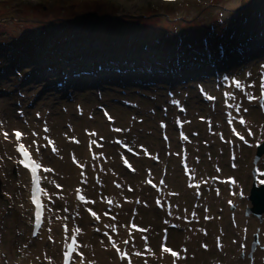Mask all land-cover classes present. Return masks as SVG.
I'll return each mask as SVG.
<instances>
[{"label":"rangeland","instance_id":"374dc122","mask_svg":"<svg viewBox=\"0 0 264 264\" xmlns=\"http://www.w3.org/2000/svg\"><path fill=\"white\" fill-rule=\"evenodd\" d=\"M135 3L152 12L148 13L141 8L145 15L137 16L142 12L141 9H134ZM114 4L115 7H113ZM111 8L114 10L112 11ZM263 35L264 0H182L174 6L161 4L158 0H46V2L44 0H0V126L8 133V139L0 146V160L3 165L0 191L6 193V197L0 196V262L11 264L18 251L25 249L22 242L29 243L28 230L24 228V235L21 233L23 227L29 228L30 214L26 208V185L25 182L17 179L18 172L14 165V156L10 152L9 135L13 129L24 131L27 143L36 151L39 149V155L46 169L52 170V161L61 163L64 177L58 180L55 177L57 181L52 183V192L46 186L52 198L46 223L48 228L43 231L42 237L37 242L42 245L31 246L36 254L32 255L33 258L27 263L48 264L42 252L49 250L52 246L50 240L58 238V224L65 221L53 219V213L62 215L64 210H69L70 194L72 188L77 185L76 177L80 171L86 172L80 165L92 160L89 156L90 151L95 150L94 144H97L105 154L104 157L100 156V161L97 158L96 166L100 177L106 175L103 178L106 181L113 177L110 183L114 187L117 184L113 182L123 180V184L128 186V192L133 188L132 184L136 182H141L140 187L143 188V170L133 164L134 171L130 169L119 171L118 166L126 168V165L118 159L120 154H117L120 147L116 137L121 134L103 133V128L98 127L97 124L103 125V122L108 121L109 124L104 126L105 129H109L110 125L116 122L121 124V121H117V117L121 120L118 116L120 112L122 119L127 123L132 118L137 120L133 121V125H139L136 126V131L139 132V127L143 124L141 115L149 116L151 119H148L150 123L147 125V132L150 134L144 139L142 136L138 137L139 142L143 140V144L140 143V145L143 149L160 150L158 156L153 157H157V161L165 164L167 159L173 164L175 163L173 155L169 159L165 156L168 154L163 152L166 148L175 151L177 147L174 139L175 132L168 117L172 114L176 103H183L187 111L185 119L191 118L192 115L194 127L197 129L196 137L201 138L204 132L211 135L209 146H198L194 150L188 146V154L194 151L190 154L194 164L205 165L206 173L210 172L208 185L211 188L212 203L205 200L202 203L209 211L214 212L215 218L211 222V227L216 233L217 225L225 223V220L228 221V237L231 235L232 238H236L234 235L236 228L232 229L235 224L232 225L230 221L239 218L237 220L239 225L242 223L248 225L247 228L252 227L248 232L245 246L238 248L236 252L234 246L230 251L235 254V259L246 257L247 264H252L251 259L254 253L264 248L260 240L262 233L260 226L264 223V214L260 219L252 214L245 216L244 209L250 206L247 195L251 182V158L255 145L263 140L264 129L253 143L251 151L248 150L246 156L237 159L238 175H232L229 170L222 172L217 170L219 168L212 169L207 159L214 158L215 163H219L222 169L228 166L231 168L232 164L230 161H225V147L221 146L218 149L211 142L224 139L226 134L222 125V102L211 104L210 112L203 115L205 112L202 109L207 105L202 100L200 90L214 97L212 70H216L219 62L224 63L227 59L234 64L236 60L235 65L238 66L241 57L247 53L250 54V60H256L258 40H261L260 37ZM201 40L204 41L205 47H195ZM220 46L223 49L218 54ZM261 47L264 48L263 45ZM200 52L203 53L202 58ZM243 52H245L244 55ZM204 58H212V61L204 62ZM112 65L121 70H117V73L111 72L109 69L116 68ZM135 69L138 71L130 72ZM235 74L239 75V73ZM175 78L180 79L172 83V79ZM249 78H243L246 85L250 80L254 81V84L257 83L258 78L262 76L256 74L253 79ZM91 83H94L93 87ZM97 86L100 92L98 96L94 89ZM62 87L65 89L57 90ZM34 90L37 94L23 101L25 97L23 98L20 94ZM71 90L74 93L70 95ZM100 99L103 100L99 101ZM38 102L40 105L45 103L50 110V115L54 114L58 117L61 132L67 129L65 123L67 114L71 117L69 122L79 126L75 132L72 130L68 131L69 133L64 132L65 139L59 144L56 143L59 150L55 153H52L53 148L49 146L48 149L34 139L33 128L27 121L20 120L17 115L20 112L16 113L17 110L22 111L21 107H18L22 103L27 109H33L38 106ZM249 102L252 107H256L263 101L258 96L255 97L254 104V100ZM79 105L80 112L77 109ZM54 108H57L59 113L55 112ZM111 115L115 116L113 123L109 122L112 119ZM172 116H178L181 119V113ZM206 119L210 122L204 126ZM34 120L37 122V119ZM76 120L79 125L76 124ZM50 124L51 128L53 125L57 127L56 123L50 122ZM163 130L166 132L164 143L160 140L159 134ZM78 136L81 140H78ZM160 142L165 144V147ZM169 154L171 156V152ZM136 155L129 153L130 160L136 158ZM45 162L48 164L50 162V166ZM75 163L76 168L72 170ZM102 163L106 166L103 167ZM256 166L257 170L264 172L263 163L258 162ZM68 170L74 171L72 179L66 174ZM108 171L113 175H110ZM219 174H221L220 177ZM119 178L120 181L117 180ZM261 178L264 179V177ZM89 182H84L81 186L86 190L90 207L88 206L86 213L81 215L77 226L80 230L87 231V236H93V245L96 244L95 241L100 244L99 251L102 252L99 253H102L105 260L114 262L115 254L110 253L113 241L101 242L98 236L108 238V235L101 236L100 231L93 230L88 216L89 213L98 214L93 210L97 205L96 200L101 202L100 206H103L104 199L110 198L108 200L111 201L112 197L105 186L101 187L99 192L95 189L100 185V181L90 185ZM145 186L152 188L154 183L150 181L145 183ZM53 192L60 196L59 200L66 198L67 208L59 204L58 207H54ZM128 192L125 194L127 197L130 196ZM139 193L140 191H136L131 194L139 195ZM220 195L231 196L232 200L217 204L216 197ZM131 199L134 205L139 202L138 197ZM119 200L118 198L116 202L119 203ZM120 202L122 203L121 200ZM232 204L235 205L234 210L229 209ZM109 207L106 205V208ZM232 213L235 215L229 217ZM105 214L109 217L113 216L111 212ZM249 218L254 221V227L253 223L252 225L249 222L244 223ZM142 223L144 222L136 219L137 227ZM219 232L221 238L228 233L226 229L224 232L222 230ZM253 233H256L258 243L250 254L252 257L249 258V246ZM158 242L156 237L148 236L146 244L152 248L156 247ZM136 244H134L135 247ZM19 247L22 249L18 250ZM55 249L57 253L56 246ZM243 251H246L245 257ZM233 261L230 259L231 264H234Z\"/></svg>","mask_w":264,"mask_h":264},{"label":"bare ground","instance_id":"6f19581e","mask_svg":"<svg viewBox=\"0 0 264 264\" xmlns=\"http://www.w3.org/2000/svg\"><path fill=\"white\" fill-rule=\"evenodd\" d=\"M182 1V0H181ZM261 40H258L259 48L255 52V57H257L256 60H250L249 56L250 54L247 53L244 55L245 52H243V55L238 62V66H236V60L235 64L232 63L229 59H227L224 63L219 62V66L215 68L216 70H212V82L215 83V89H214V99H208L209 96L212 97V95L207 96L206 101L207 103H204L207 105V107L203 108L202 111L205 112L203 115L208 114L210 112V105L215 104L216 102H220L222 97L230 98L233 106L231 103H228L227 108H222V111L227 114L226 120L222 121L223 129L225 131L228 130V132L225 134L224 139L222 138L219 141H211L214 145V147L220 149L221 146L225 147L226 150V156L225 161L230 159L232 162H230V166L228 168L222 169L219 163H215V159H207L209 164H211L212 169L219 168L220 171L226 172L230 171L232 175H238V158H242L246 156L248 153V150L251 151L252 145L255 142V140L258 138L261 132H263L264 129V108L260 106L252 107L248 96L244 95H251L252 97H257L260 95V82L262 78H258L257 83L254 84V81L249 82L248 85H246V81H244L243 78H254V76L260 75L264 77V48L261 47V45L264 46V35L260 37ZM258 45V44H257ZM235 58V57H234ZM235 73H239V75H236ZM235 74V75H234ZM243 74L241 77L240 75ZM225 75L234 76L236 81H239L242 87L245 90V93L243 88L238 89L236 87H230L228 83V77L223 78ZM177 79H172V83L174 80L177 82ZM250 79V78H249ZM219 80H224V88L223 90H220L218 86ZM213 83V84H214ZM251 85V87H249ZM94 86V83H91V87ZM98 86L95 87L96 89L95 94L96 96L100 95V92L97 90ZM65 89L64 87L57 89L58 91H62ZM74 91H70V95L73 94ZM37 94V91L34 90L32 92L24 91L23 94L20 95L23 96V98L26 101L27 98L32 97ZM205 94V93H203ZM95 96V95H94ZM95 96V97H96ZM236 100V104H234V101ZM97 99V98H96ZM103 99H100L99 101H102ZM180 100V98H179ZM255 103V99H253ZM227 100H224L223 103H226ZM252 101V100H251ZM188 102V101H187ZM20 104V101L18 102ZM56 103L58 101L56 100ZM55 103V104H56ZM217 103V104H218ZM264 103V101L262 102ZM17 104V106L19 105ZM79 104V103H75ZM110 105V103H107ZM36 108L33 109H27L26 105L23 103L19 105L18 107H21V110H17L16 113L18 117H20V120L27 121L28 125L33 128L32 135L34 136V139L39 141V143H42L45 145L48 149L55 148L57 151L58 145L61 141L65 139L64 132H70L71 130L75 132V130L79 129V126H74L71 124L70 114H67L65 117V123H66V130L58 126V117L53 115H50V110L48 109V106L44 103L41 104L38 102ZM40 105V106H39ZM181 105H184L181 103ZM84 107V105H82ZM175 106V105H174ZM222 106V105H221ZM223 106H225L223 104ZM116 108V107H115ZM55 112L59 113V110L57 108H54ZM61 109V108H60ZM63 111L64 108L62 107ZM78 111H81L80 105L77 106ZM247 109V111H245ZM135 110V109H132ZM105 111V110H104ZM174 111V107H173ZM220 111V109H219ZM61 112V110H60ZM68 113V110H67ZM115 113V112H114ZM134 113V112H131ZM177 114L179 111L176 112ZM186 108L181 113V121L179 129L173 126V129L178 133L177 137H174L175 142L177 144L176 150L173 151L166 148V151L163 150L166 157L169 159L173 155L174 162L168 161L167 159L166 164L160 161H157L160 150L153 151L151 149L142 148L140 143L143 144V140L139 142V138L142 136L143 139L149 135L150 133L147 132V125H149V120L151 119L149 116L141 115V120L143 121V124L139 127V132H137L138 124L133 125V121H137L135 118H132L128 121H124L122 119V115L120 112L118 113V116L121 117V120L118 119L117 121H121V124L116 122L114 125L111 124L109 129H105V125L109 124L108 121L103 122V125L100 124L97 126L100 128H103V133H113V134H121L120 136L116 137V141L119 144L120 150H117V154H120L118 156V159L121 160V163L123 165H126V168H118L119 171H125L126 169H130L134 171L133 164L137 166L140 170H143L142 178H143V188L140 187L141 182L133 183V188L128 192V186L123 184V180L120 178L117 180H121L120 182H113L116 183L115 187L111 185L110 181L111 179H114L113 177L109 179L108 181L104 180L103 178L106 175H102L100 177L99 172H97V158L98 161H100V156L104 157V151L102 152L101 149L98 148L97 144H94L95 150L92 149L93 152L90 151V156L92 157V160L88 163L84 162L81 163V167L86 170L80 171V173L76 177V186L80 187L83 185L84 182L90 181L89 185L92 183H97L100 181V185L97 187L96 190L101 189V187L107 190V192L110 194V197H112V202H110V207H99L98 212L100 214L101 220L99 222V225H94V229H104L107 230V232L113 235V232H116L113 237V242L116 244L118 243V238L124 234V236L130 237L133 239L132 243L125 245H122L120 242L121 248H124L127 252V256L122 262H129L128 264H173V261L175 260V264H231L230 259H233L234 264H247L246 257L244 259H235V254L230 252L232 247L235 246V252L238 248L241 247V245H244L246 239L248 238V232L251 230L252 227H243V224L241 223V227H235L237 230L236 235L238 236V240L235 241L234 237L232 238L231 235H229V227L228 221L225 220V223H219L216 227V233H214V229L211 227V222L215 218L214 212L209 211L205 207V204L202 203V201H208L209 203H212L211 199V193H210V187L208 185V179H209V173H206V166L205 165H198L194 164L193 159L190 157V154H193L194 151H191L188 154V146L191 147L193 150L194 148L200 146V147H206L209 146L208 143H210L211 135L206 134L204 132L201 136V138L196 137L197 129L194 127V121H192V115L191 118L185 119L186 114ZM116 114V113H115ZM135 114V113H134ZM225 114V113H224ZM112 119L109 122L115 121V116L111 115ZM174 117V116H173ZM172 114L168 117L169 123L172 124L173 121ZM37 119V122H34ZM243 119L245 123H240V120ZM147 120V121H144ZM207 122L204 121V126L209 124V119H206ZM76 120V124L79 125V123ZM57 124V127L55 125L50 127L51 124ZM126 123V125H124ZM218 124V123H217ZM101 125L103 127H101ZM173 125V124H172ZM47 129V131H45ZM59 129V130H58ZM18 131V130H17ZM23 132L21 141H24L26 143L27 139H25V134ZM61 132V133H60ZM68 132V133H69ZM77 132V131H76ZM138 134V135H137ZM160 134V133H159ZM164 133H162L163 135ZM139 137V138H138ZM243 137V139H241ZM57 138V139H56ZM78 140H81V137H77ZM162 143L166 141V138L161 137L160 139ZM51 142V143H49ZM57 143V144H56ZM160 142V144H162ZM225 144V146H224ZM57 145V146H56ZM97 146V149H96ZM162 146L165 147V144H162ZM30 147V146H29ZM32 147V146H31ZM30 147V148H31ZM93 147V148H94ZM199 147V148H200ZM201 149V148H200ZM55 150V151H56ZM31 151L33 152V155L37 157L40 160V164L42 167L46 168L44 165L41 157L39 154H37V151L32 147ZM55 151L52 150V153H55ZM171 152V156L170 153ZM108 153V152H107ZM129 153L137 154L136 158L134 157L133 160H130ZM250 154V153H249ZM48 155V154H47ZM182 155H184V159L182 160ZM149 156V157H148ZM160 156V155H159ZM248 156V155H247ZM49 157V156H48ZM16 159V158H15ZM155 161V162H154ZM127 162V163H126ZM217 162V161H216ZM46 163V162H45ZM259 163L264 164V158H262ZM50 166L49 164L46 163ZM61 163H58L52 161V170L46 171L44 178L41 182V185L44 187H49L52 192V183L54 181H57L58 178H63V174L61 171ZM76 163L73 164L72 170H74ZM103 167L106 166L105 163H102ZM130 165V167H129ZM48 168V167H47ZM50 168V167H49ZM16 169L18 171V178L21 181L25 182L24 184L28 188V175L24 169L21 167L16 166ZM67 171L66 174L69 176L70 179H72L73 172L74 171ZM218 170V169H217ZM106 171V170H105ZM128 171V170H127ZM78 172V171H77ZM104 173V172H103ZM102 173V174H103ZM108 173L113 175V173ZM221 174L218 176L220 177ZM55 177L57 180H55ZM244 178V176H243ZM242 178V179H243ZM81 180V181H79ZM153 181L154 186L152 188H148L145 186V183L147 181ZM72 181V180H71ZM88 184V183H87ZM108 185V186H107ZM107 186V187H106ZM235 186V185H233ZM44 187V188H45ZM75 187V186H74ZM73 187V188H74ZM82 187V186H81ZM73 188L71 191V197L70 202H72L73 198ZM83 188V187H82ZM68 190V189H67ZM65 190V191H67ZM125 190V191H124ZM127 192L130 194L129 197H127L125 194ZM91 191V190H90ZM140 191L139 195H132L131 193ZM142 192V193H141ZM54 193V192H53ZM66 194V192H65ZM86 191L83 188V195L84 200H86L81 206H78L77 210H75L76 213L79 215L84 211L85 207H90L89 205V199L86 198ZM122 194V196H120ZM115 195V196H114ZM60 196L56 195L54 193L53 195V204L54 207L59 206H66V198L58 199ZM139 198V202L137 204L132 203L131 198ZM120 199L122 203L119 200V203L116 202L117 199ZM108 198H106L104 201H106ZM232 199L231 196H218L216 197L217 204L219 202H228ZM184 206H182L183 204ZM186 203V204H185ZM50 204H52V200L50 201ZM95 204L100 205V202L96 200ZM193 205H196L193 207ZM29 207V212L31 213V207ZM71 205L69 210L71 211ZM103 208V209H102ZM186 209L187 211L182 210ZM57 210V209H56ZM106 212L113 213L112 217L106 216ZM48 212L46 213V215ZM46 215L43 216V223L41 225V228L39 229L38 234L33 240H30L29 233H30V227L27 229L26 227H23V235H24V228L27 231V238L30 240L29 243L25 244V254L24 258L22 260V264H26L29 261L30 256L32 257L33 250L31 249L30 245H33L34 243L36 245H42V243H37L36 241L41 237L42 232L48 227L45 223ZM59 215V214H58ZM58 215H54L53 213V219H57ZM205 217H209L206 219ZM60 218V217H59ZM66 218L65 216H62V219ZM110 218V220H109ZM220 218V217H219ZM218 218V219H219ZM80 219V217H79ZM78 218L66 219V223L69 226H75L76 223H79L80 220ZM136 219L138 221H143L139 227L136 226ZM228 219V217H226ZM239 220V218H237ZM232 220L230 221L232 225L239 224V221ZM237 221V222H236ZM85 222V220H84ZM221 222V221H220ZM245 222H249L251 225L253 223L254 227V221L249 218V220H245ZM127 224L129 225V228L127 227ZM248 226V225H246ZM60 228V223L58 225V230ZM114 228H121L117 231H112ZM139 228V229H138ZM124 229V232H122ZM224 229L227 230V234H225L222 238L220 236L219 230H222L224 232ZM234 230V227L232 228ZM260 230H262V233L260 234V240L264 244V223L261 224ZM112 231V232H111ZM87 232H84V229L81 231L79 230V233L77 235V248H78V257H81L84 264H89L88 257L91 259H95L96 262H93L92 264H113V261L105 260L102 257V251H99L100 244L96 242V244L93 245V236H87ZM148 236L156 237L159 242L157 246H153L150 248L148 244H146ZM219 238V241L217 240ZM98 239L102 241L101 238L98 237ZM122 239H127L126 237ZM60 243L61 238L60 234H58V238H53V240H50V246L49 250H45L46 257H47V263L48 264H60ZM135 243H137L135 247ZM217 243H219L220 247H217ZM202 245H207V248L202 247ZM55 246H57L58 253L56 254ZM163 247H168L172 251H175L179 253V259L174 258L171 256L170 253H165L163 251ZM52 247V248H51ZM186 249V251H184ZM107 250V249H106ZM106 250L103 252H106ZM116 250H113V253L115 254ZM111 253V252H110ZM109 253V254H110ZM85 254V255H84ZM87 254V255H86ZM84 256V257H83ZM88 256V257H87ZM143 256V257H138ZM130 257V258H129ZM120 262L115 261V264H119ZM91 264V263H90ZM252 264H264V248L257 250L252 259Z\"/></svg>","mask_w":264,"mask_h":264},{"label":"snow or ice","instance_id":"6c2138e0","mask_svg":"<svg viewBox=\"0 0 264 264\" xmlns=\"http://www.w3.org/2000/svg\"><path fill=\"white\" fill-rule=\"evenodd\" d=\"M236 88L241 89L242 85L240 84L239 81H234ZM249 87H251V85H249ZM260 100L264 101V77H262L261 82H260ZM247 95V94H246ZM208 99H214L213 97L209 96ZM248 99L251 101L253 99H255V97H252L251 95H248ZM261 107L264 108V103H261ZM245 111H247V109H245ZM240 123H245V121L243 119L240 120ZM163 126V125H162ZM45 131H47V129H45ZM4 138L7 139L8 138V133L5 132L3 133ZM15 137L17 138V141L20 140L22 133L19 131H16L14 133ZM241 139H243V137H241ZM33 143H35V141H33ZM51 143V142H49ZM16 150L20 153V155L23 157V159L19 160V163L22 164L24 167L28 168L31 172L32 175V194H31V200L32 203L35 204L36 206V212H35V217H36V227L39 228L40 226V221H41V209H42V205L39 199V195L41 194V192L43 191L38 185H39V176L37 175L38 170H41V165L35 161L30 152L28 151V149L25 147V145L23 143H19ZM56 149L53 147V151H55ZM37 154H39V149H37ZM127 163V162H126ZM130 167V165H129ZM219 170V169H218ZM42 171H50V169H42ZM261 177H264V172H261L259 170H257L256 172V183H258L259 185H264V179H262ZM232 183H235V181H230ZM81 200H83V197H79ZM93 216H95V213H92ZM206 219H208L209 217H205ZM79 231V230H77ZM49 239H51V237H49ZM217 240L219 241V238H217ZM125 243H127V241H125ZM233 243H235V241H233ZM114 248L116 247L115 244L112 245ZM202 247L207 248V245H202ZM217 247H220L219 243H217ZM241 247H243V245H241ZM68 250L64 253L63 256V264H69L70 259H71V253L75 251V237H73L72 240V244L67 246ZM163 251L165 253H170L172 257L179 259V253L172 251L170 248L168 247H163ZM117 251L119 252L120 250L117 249ZM186 251V249L184 250ZM126 254L121 253V258H125ZM81 264H83V261H81ZM173 264H175V260L173 261Z\"/></svg>","mask_w":264,"mask_h":264},{"label":"water","instance_id":"95a60500","mask_svg":"<svg viewBox=\"0 0 264 264\" xmlns=\"http://www.w3.org/2000/svg\"><path fill=\"white\" fill-rule=\"evenodd\" d=\"M261 150H264V146L260 145L259 146V152ZM258 155L256 156V158ZM249 200L252 203V207L248 209V211L253 212L255 215L259 216L262 213H264V185L260 186H252L250 189V194H249Z\"/></svg>","mask_w":264,"mask_h":264},{"label":"trees","instance_id":"16d2710c","mask_svg":"<svg viewBox=\"0 0 264 264\" xmlns=\"http://www.w3.org/2000/svg\"><path fill=\"white\" fill-rule=\"evenodd\" d=\"M114 7V6H113ZM111 10L113 11L114 9L113 8H111ZM89 14H90V12H89ZM89 14H87V15H89ZM78 18H79V16L78 15H76ZM195 47H197V48H203V46H201L200 45V43L199 44H196L195 45ZM200 55H201V58H202V56H203V53L202 52H200ZM205 59V58H204ZM208 61V59H205V61L204 62H207Z\"/></svg>","mask_w":264,"mask_h":264}]
</instances>
